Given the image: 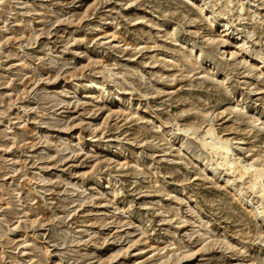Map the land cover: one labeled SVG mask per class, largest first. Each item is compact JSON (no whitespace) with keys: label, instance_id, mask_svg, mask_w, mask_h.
Returning <instances> with one entry per match:
<instances>
[{"label":"rangeland","instance_id":"1","mask_svg":"<svg viewBox=\"0 0 264 264\" xmlns=\"http://www.w3.org/2000/svg\"><path fill=\"white\" fill-rule=\"evenodd\" d=\"M236 39L264 55V0H0V264H264L259 195L199 163L264 167Z\"/></svg>","mask_w":264,"mask_h":264},{"label":"bare ground","instance_id":"2","mask_svg":"<svg viewBox=\"0 0 264 264\" xmlns=\"http://www.w3.org/2000/svg\"><path fill=\"white\" fill-rule=\"evenodd\" d=\"M194 1L198 3V0H194ZM198 7H199L201 12L202 11L205 12V14L207 15L208 22H210L212 25L215 26L214 20L221 21L220 19L222 16L215 13L213 10L206 12L205 8H204L205 7L204 4L203 5L200 4V5H198ZM222 22H224V23L222 24ZM222 22H221L222 29L219 31V34L217 35V37L214 38V40L217 44H225V43H228V41H230L231 34H230V32L228 33V29L230 28V23L228 21H223V19H222ZM223 27H225V28H223ZM226 27H228V28H226ZM235 42H236V44H238L239 49L244 50L245 53L248 54L249 57L253 56L258 60L259 59L262 60L264 63V55L260 51L253 50L252 46L246 45L247 44L246 39H239V40L236 39ZM229 53H230V55H235L234 51H230ZM206 136H209V137L211 136L214 138L217 137L214 129L210 125H209V127H207L205 129V137ZM205 137H203V138H205ZM204 140H201V141H203V146L209 147L210 150L212 149V151L215 153V155L218 156V159H219L218 160L219 162L216 161L215 163H213L210 160H204L203 162L199 161V163H203L201 165L203 166V168H205V171H207L208 166L215 173L221 172L222 170H220L219 168L220 167L222 168V166H224V168L226 169V170L223 169V171L228 170L230 173H234V172L238 171L237 174L239 177L245 176L248 178L249 185H250L249 188L251 190L250 193L251 194L257 193V195H259V196H257L259 198L256 200V202H253V199H251L250 200L251 204H249L247 207H249V206L252 207L249 209L250 213H255L256 210H254V207H256V209L258 210V214L259 213L261 214L262 219L257 220L258 222H257L256 234H257L258 238L262 237L264 239V207H262V206H260V204H258L259 200L262 199V201H263V199H264V183H261V180H262L261 178L264 176V167L263 166L256 167V166H252V164H249V166L251 168L248 166L249 168L242 169L243 167L239 166V163H237L239 161L236 162L235 159L231 160L229 158V154H228L229 150H228V147L226 146V144L228 142H226L225 140H222L219 137H218L217 142H216L217 144L211 143V140H210V142L209 141L207 142L206 140L205 141ZM206 149H208V148H206ZM213 172H212V174H213ZM206 173L208 174L209 172L207 171ZM211 178H213V175L211 176ZM227 181H230V179H227ZM247 192L248 191H243L242 189H236V193H238L240 195V197H244V198L250 197V194L247 195ZM256 217L258 218V216H256ZM222 245H223V249L233 250L234 254L237 255L238 257L241 256L243 253H245L244 250H241L240 248H236V247L232 246L227 241ZM180 256H182V255H180ZM184 258H187V257L186 256L181 257V259H184ZM229 264H252V263L238 262V263H229ZM255 264H261V263L256 262Z\"/></svg>","mask_w":264,"mask_h":264}]
</instances>
